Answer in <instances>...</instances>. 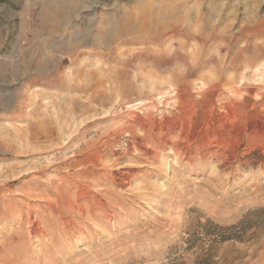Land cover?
I'll use <instances>...</instances> for the list:
<instances>
[{"label":"rangeland","instance_id":"374dc122","mask_svg":"<svg viewBox=\"0 0 264 264\" xmlns=\"http://www.w3.org/2000/svg\"><path fill=\"white\" fill-rule=\"evenodd\" d=\"M0 264H264V0H0Z\"/></svg>","mask_w":264,"mask_h":264},{"label":"trees","instance_id":"16d2710c","mask_svg":"<svg viewBox=\"0 0 264 264\" xmlns=\"http://www.w3.org/2000/svg\"><path fill=\"white\" fill-rule=\"evenodd\" d=\"M238 226L239 227H244L245 226V221L241 222Z\"/></svg>","mask_w":264,"mask_h":264},{"label":"bare ground","instance_id":"6f19581e","mask_svg":"<svg viewBox=\"0 0 264 264\" xmlns=\"http://www.w3.org/2000/svg\"><path fill=\"white\" fill-rule=\"evenodd\" d=\"M167 103V102H166ZM166 105H168V104H166ZM154 118V117H153ZM162 119V118H161ZM130 123V122H129ZM14 150V149H13ZM82 152V151H81ZM48 198V197H47ZM32 211V210H31ZM35 217V216H34ZM14 223V222H13ZM29 249V248H28Z\"/></svg>","mask_w":264,"mask_h":264}]
</instances>
